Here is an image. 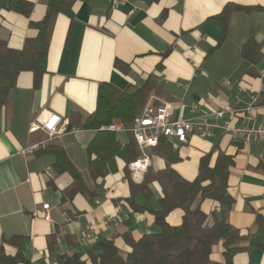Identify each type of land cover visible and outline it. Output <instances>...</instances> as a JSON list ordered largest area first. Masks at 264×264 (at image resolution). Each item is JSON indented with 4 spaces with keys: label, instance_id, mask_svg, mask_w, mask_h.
Returning a JSON list of instances; mask_svg holds the SVG:
<instances>
[{
    "label": "crops",
    "instance_id": "0c3cea01",
    "mask_svg": "<svg viewBox=\"0 0 264 264\" xmlns=\"http://www.w3.org/2000/svg\"><path fill=\"white\" fill-rule=\"evenodd\" d=\"M27 1L33 4L28 18L0 12V40L9 48L20 49L26 38L34 37L29 22L44 16L46 0ZM126 1L112 8L110 0H75L72 17L60 15L55 21L40 87L33 89L31 73H20L0 110V245L7 255L19 252L27 264H57L59 257L75 252L90 264L86 254L97 253L99 244L111 239L124 254L123 233L137 239L159 232L152 213L160 210L162 198L154 180L130 203L127 180L140 185L146 176L155 177L169 167L191 182L201 160L207 157L212 167L219 152L233 160L227 183L233 204L226 221L245 234L255 231L257 215L264 217V143L245 144L217 130L209 139L193 137L188 144L170 145L178 156L172 163L148 150L150 165L139 178L131 176L128 166L124 173L123 163L116 160V171L97 181L92 200L76 194L62 202L74 180L67 173H55L54 157L45 150L50 144L62 148L88 181L85 149L95 132L81 125L94 112L102 83L132 91L151 77L163 95L149 98L174 106L176 118L191 117L190 106L197 104L199 111L228 110L224 122L231 125L264 126V0ZM225 6L249 11L232 10L222 36L221 23L212 18ZM250 38L258 45L255 63L240 55ZM116 62L127 67L126 73L115 67ZM186 81L190 90L183 95L176 84ZM254 94L258 106L242 111ZM42 111L58 115L64 133L38 151L23 152L44 137L28 133ZM72 128L79 131L70 133ZM113 134L125 143L126 132ZM45 203L51 221L33 220L31 212ZM132 205L143 211H133ZM198 206L210 226L211 214L219 212L220 205L204 200ZM182 215L176 209L166 221L178 225ZM10 238L12 243L7 242ZM214 247L210 259L220 263L224 249L221 244ZM233 264H264V252L237 253Z\"/></svg>",
    "mask_w": 264,
    "mask_h": 264
},
{
    "label": "trees",
    "instance_id": "16d2710c",
    "mask_svg": "<svg viewBox=\"0 0 264 264\" xmlns=\"http://www.w3.org/2000/svg\"><path fill=\"white\" fill-rule=\"evenodd\" d=\"M75 0H46L43 18L29 22V27L35 31V36L26 38L20 49H12L0 40V110L7 104L10 92L14 89L17 77L22 72L32 74L33 89L40 87L46 71V61L50 37L58 16L72 17V7ZM33 4L27 0H0V12H11L28 18ZM232 10L249 11L238 6H225L212 19L222 25V36L225 35L227 22ZM223 39V38H222ZM258 45L252 38L241 47V57L249 63L257 60ZM123 73L127 67L115 63ZM161 97L162 89L153 78L148 77L141 86L132 91L119 90L108 83H102L97 89L96 108L81 125L83 130L95 132L94 137L85 151L88 157L87 179L75 168L65 151L50 144L46 148L54 157L53 169L57 174L67 173L74 180V186L62 197L70 199L80 194L92 200L96 196L98 180L116 171V160L123 163V171L139 155L138 146L131 133L126 132L125 143L117 140L110 132L98 131L101 126L122 123L129 127L131 119L144 107L150 95ZM69 128V125H68ZM162 156L167 163L178 159L172 146L161 143L151 149ZM174 157H176L174 159ZM233 165L232 157L219 152L212 167L208 166L207 157L201 160L197 177L189 182L182 179L176 172L167 167L155 177H145L140 185L128 181L130 198L145 189L146 183L157 181L161 187L162 198L160 210L153 212L154 223L159 227L155 234H145L133 238L130 233L120 235L127 247L121 254L113 239L102 241L97 253L88 252L86 258L90 264H233V257L240 252L249 253L252 250L264 252V217L255 218V231L243 234L226 221V212L233 204V199L227 194L229 169ZM88 182V184H87ZM211 200L220 205V211L212 213L213 223L205 225L207 215L200 211L198 203ZM196 203V207L193 205ZM133 211H143L132 205ZM182 211L181 222L170 225L166 217L174 210ZM14 238L7 242L12 243ZM244 243H246L244 245ZM221 244L224 251L223 261L218 263L210 259L211 250ZM80 253L61 256L57 264H86ZM0 264H27L23 256L17 252L7 255L0 245Z\"/></svg>",
    "mask_w": 264,
    "mask_h": 264
},
{
    "label": "built area",
    "instance_id": "2783aa9c",
    "mask_svg": "<svg viewBox=\"0 0 264 264\" xmlns=\"http://www.w3.org/2000/svg\"><path fill=\"white\" fill-rule=\"evenodd\" d=\"M126 0H110L112 8L123 6ZM177 88L186 95L190 90V82H179ZM258 106V95H252L245 107L244 112H250ZM264 106V103H263ZM175 108L169 103L161 102L156 97H150L145 107L130 121L129 127L122 123H114L101 126L98 131L119 133L129 132L132 134L140 155L128 165L133 178H139L150 165V157L147 151L158 147L161 143L169 145L188 144L191 138L209 139L215 130L222 135L239 140L245 144L251 142L264 143V126L261 125H231L224 122L228 110L199 111L197 104L190 106L193 114L189 118L175 117ZM62 119L49 112H39L33 123L28 128V133H41L44 137L37 143L26 148L23 152L32 153L40 150L46 143L54 140L64 133ZM78 128L70 129V133L78 132ZM49 204L45 203L39 209L31 212L33 220L50 222Z\"/></svg>",
    "mask_w": 264,
    "mask_h": 264
},
{
    "label": "rangeland",
    "instance_id": "374dc122",
    "mask_svg": "<svg viewBox=\"0 0 264 264\" xmlns=\"http://www.w3.org/2000/svg\"><path fill=\"white\" fill-rule=\"evenodd\" d=\"M214 250H215V247L212 248V251H214Z\"/></svg>",
    "mask_w": 264,
    "mask_h": 264
}]
</instances>
